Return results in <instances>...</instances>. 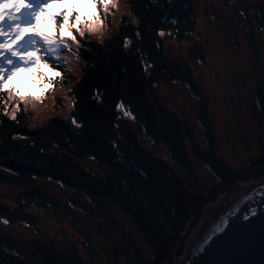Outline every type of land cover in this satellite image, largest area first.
<instances>
[{
    "label": "trees",
    "instance_id": "trees-1",
    "mask_svg": "<svg viewBox=\"0 0 264 264\" xmlns=\"http://www.w3.org/2000/svg\"><path fill=\"white\" fill-rule=\"evenodd\" d=\"M103 1L48 0L32 23L22 26L19 37L13 39L16 29L0 36V169L22 180L59 182L81 191L98 209L107 203L128 215L138 233L122 231L118 239L101 245L88 231L77 230V237L63 235L58 245H47L0 231V264H175L185 255L205 208L264 172V146L246 171H233L221 162L193 71L168 59L167 42H189L198 30L191 7L171 10L170 0H131L132 16L111 25ZM31 2L18 0L14 14L26 12ZM12 7L9 4L6 11ZM93 25L105 31H89ZM252 26L264 40V3L255 7ZM249 41L255 47L252 33ZM46 46H56L57 56L41 55ZM4 57L28 60L9 63ZM72 58L81 65L79 77L63 63ZM25 62H44L60 70L49 94L75 83L54 105L64 112L55 115L61 118L35 122L29 101L39 99L23 100L21 91L10 85ZM165 76L198 98L207 151L200 150L193 128L166 109L156 94ZM256 96L254 118L264 127V81ZM123 114L134 124L122 122ZM157 119L167 122L160 126ZM193 157L217 177V187L197 189ZM85 160H93L95 167L76 163ZM57 205L41 193H26L11 206L0 203V226L36 231L44 218L32 210Z\"/></svg>",
    "mask_w": 264,
    "mask_h": 264
},
{
    "label": "rangeland",
    "instance_id": "rangeland-1",
    "mask_svg": "<svg viewBox=\"0 0 264 264\" xmlns=\"http://www.w3.org/2000/svg\"><path fill=\"white\" fill-rule=\"evenodd\" d=\"M130 1H103L106 19L111 21V25L118 23L125 16H132ZM263 3L264 0L169 1L171 10L186 5L191 7L198 23V30L189 42L182 44L175 41L167 42L168 59L176 66L184 65L193 71L194 79L204 94L203 105L207 109V120L213 128V134L218 143V157L233 171H246L249 161L258 159L261 147L264 146V127L254 118V110L258 108L256 107V91L264 81V40L252 26L255 7ZM99 27L93 25L87 29L97 32ZM104 31L103 27L98 32ZM60 32L67 34L62 30ZM251 33L256 39L255 47L249 41ZM50 47L55 51H49ZM56 48V46H46L45 51L39 52L43 56H57ZM9 50L10 47H7L6 51L9 52ZM18 60L27 61L28 59L27 57L13 58L11 63ZM78 62L74 58L63 62L66 70L76 77H79L81 69ZM43 64L45 63L40 62L27 66L25 62L22 70L15 74L10 84L14 89L21 91L22 98H25L23 100L31 96L39 99L29 101L35 122L42 118H61L55 115L64 112L61 109L56 110L54 105L58 100L63 99L66 92L75 84L72 82L63 90L49 94L56 77H59L61 72L50 65ZM156 94L166 109L175 112L182 121L193 128L200 150L207 151L204 130L198 113V98L186 86L171 81L168 76H165L163 82L156 88ZM121 120L130 125L134 124L133 119L127 114H123ZM166 122V119H157L160 126ZM26 140L27 138L22 139V141ZM193 160L198 174L197 189L211 190L217 187L220 182L212 171L203 163L197 162L194 157ZM76 163L82 167H95L93 160ZM260 177H264V172L258 176ZM35 192L57 200V207L44 211L32 210L33 213L44 218L36 231L29 232L24 226L8 229L0 226L1 233L10 231L16 236L38 239L47 245H58L63 240V235L77 237V230L88 231L96 243L101 245H109L114 238H119L122 231L138 233L128 215L110 207L107 203H103L102 209H98L81 191L66 188L59 182L47 178L22 180L0 169L1 204L11 206L22 195ZM227 195L228 193L222 195L217 201ZM74 201L90 209L76 208L72 203ZM204 219L205 214L202 222Z\"/></svg>",
    "mask_w": 264,
    "mask_h": 264
},
{
    "label": "water",
    "instance_id": "water-1",
    "mask_svg": "<svg viewBox=\"0 0 264 264\" xmlns=\"http://www.w3.org/2000/svg\"><path fill=\"white\" fill-rule=\"evenodd\" d=\"M175 264H264V177L217 201Z\"/></svg>",
    "mask_w": 264,
    "mask_h": 264
},
{
    "label": "snow or ice",
    "instance_id": "snow-or-ice-1",
    "mask_svg": "<svg viewBox=\"0 0 264 264\" xmlns=\"http://www.w3.org/2000/svg\"><path fill=\"white\" fill-rule=\"evenodd\" d=\"M46 3H48V0H32L30 4L25 5V8L27 9V11L17 16L14 13L19 8L18 0L16 3H13V0H0V36H3L5 30H7L8 32H12L13 29H16L13 39L19 37L20 33L22 32V26L30 25L32 21L34 20L36 14L41 10V5L46 4ZM9 4L13 5L12 10L6 11L7 6ZM28 39L30 42L32 38L29 37ZM45 40H47V38H45ZM0 48H3L2 44H0ZM49 51L54 52L55 49L50 47ZM4 59L8 60L9 63H11V60L9 57H4ZM3 72H4V69L0 68V79L3 78ZM245 219H247V216H245ZM227 222L228 221L225 219L224 224L226 225ZM222 230L223 229L220 226H217L215 231L219 232Z\"/></svg>",
    "mask_w": 264,
    "mask_h": 264
},
{
    "label": "bare ground",
    "instance_id": "bare-ground-1",
    "mask_svg": "<svg viewBox=\"0 0 264 264\" xmlns=\"http://www.w3.org/2000/svg\"><path fill=\"white\" fill-rule=\"evenodd\" d=\"M236 195H239V187L233 189V191H231V193H229L226 197L220 199V200H224V199H227V198H230V197H233V196H236ZM219 200V201H220ZM214 206V205H213ZM213 206H210L206 209V212H205V218L206 216L208 215V213L210 212V210L212 209Z\"/></svg>",
    "mask_w": 264,
    "mask_h": 264
}]
</instances>
